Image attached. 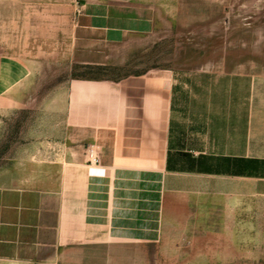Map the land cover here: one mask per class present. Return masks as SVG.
Listing matches in <instances>:
<instances>
[{
	"label": "rangeland",
	"instance_id": "374dc122",
	"mask_svg": "<svg viewBox=\"0 0 264 264\" xmlns=\"http://www.w3.org/2000/svg\"><path fill=\"white\" fill-rule=\"evenodd\" d=\"M228 48L264 64V0H0V55L35 74L29 106L0 104V264H264L262 195L197 200L186 218L107 233L85 199L90 175L105 174L89 161L100 141L69 122L77 81Z\"/></svg>",
	"mask_w": 264,
	"mask_h": 264
},
{
	"label": "crops",
	"instance_id": "0c3cea01",
	"mask_svg": "<svg viewBox=\"0 0 264 264\" xmlns=\"http://www.w3.org/2000/svg\"><path fill=\"white\" fill-rule=\"evenodd\" d=\"M194 62L69 91L75 137L100 141L105 174L90 175L85 199L93 217L110 220L107 233L186 218L197 200L264 196V64L229 48ZM34 75L25 60L0 55V104L11 96L10 107L29 106Z\"/></svg>",
	"mask_w": 264,
	"mask_h": 264
},
{
	"label": "built area",
	"instance_id": "2783aa9c",
	"mask_svg": "<svg viewBox=\"0 0 264 264\" xmlns=\"http://www.w3.org/2000/svg\"><path fill=\"white\" fill-rule=\"evenodd\" d=\"M91 163L99 164L100 163V155L94 154L93 150L91 151V158H89Z\"/></svg>",
	"mask_w": 264,
	"mask_h": 264
}]
</instances>
